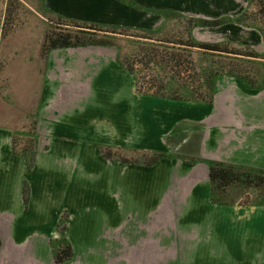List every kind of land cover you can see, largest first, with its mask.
<instances>
[{
	"label": "crops",
	"instance_id": "obj_1",
	"mask_svg": "<svg viewBox=\"0 0 264 264\" xmlns=\"http://www.w3.org/2000/svg\"><path fill=\"white\" fill-rule=\"evenodd\" d=\"M132 1L143 10L117 0L42 5L69 20L146 31L162 27L167 14L220 21L193 28V37L264 56V0ZM250 11L255 23L245 24ZM104 48L52 49L43 58L41 46L32 60L44 61L42 72L33 67L38 88L20 92L26 104L15 117L0 105V264H57L53 244L62 214L73 256L61 264H264V206L212 203L206 163L264 170V87L218 76L212 103L185 109L183 103L194 102L138 94L133 75ZM228 85L236 92L226 101L221 92ZM167 108L181 119H166ZM184 110H191L188 118ZM35 114V160L28 169L12 139ZM183 120L202 124L203 162L162 159L146 167L100 154L102 146L168 152V135Z\"/></svg>",
	"mask_w": 264,
	"mask_h": 264
},
{
	"label": "rangeland",
	"instance_id": "obj_2",
	"mask_svg": "<svg viewBox=\"0 0 264 264\" xmlns=\"http://www.w3.org/2000/svg\"><path fill=\"white\" fill-rule=\"evenodd\" d=\"M42 4V0H0V26L4 24L5 30V35L0 40V105L3 103L13 117L17 115L16 111L24 108L22 105L26 104V101L20 98L22 96L20 92L25 89H32L40 84L32 72L33 67L36 66H38L37 70H39V73L42 72L44 61L36 60L35 62L32 60L40 54L41 42L43 44L47 30L54 29L57 26L56 20L48 16L50 13L44 9ZM140 9L143 10L142 8ZM246 17L244 20L245 24L255 23L254 11H250ZM47 18L51 21H48ZM59 27L65 28L64 26ZM193 28L195 27H191L185 19L170 16L162 27L149 31L150 34L138 28L137 30H125L123 28L124 30H117L115 33L111 32L112 30L107 33L96 31L95 34H92L94 36H89L93 37L96 42L101 43L95 46L109 47L104 48V51L109 49L114 55H117L116 52H118L120 58H123L132 66L134 76L139 79L141 85H144L145 91L153 92L164 83L169 89L175 91L176 96L191 97V88L197 91V94H200L203 90V80H205L201 76L204 75L205 70H211L212 73H218L222 77L232 73L235 76L249 79L257 85L264 84L263 55H259V60H256V58H248L246 56H232L215 52L203 54L197 48L189 46L191 39L217 45H222V43L195 39L193 37ZM68 29L79 33L76 28ZM200 34L202 39L207 37L205 31ZM238 47V45L231 43L226 46L230 51L237 53L242 51L240 50L242 48ZM4 55L5 58L2 60ZM150 60L152 63L149 62ZM146 62H149V64ZM217 79L218 77H216L215 82ZM226 81L224 79L223 84L230 82V80H228V83ZM125 83V80L119 79V84L125 85ZM235 92L233 87L228 85L221 93L222 96L225 95L227 101L234 99ZM235 98H237L236 95ZM222 103L228 104L227 102ZM182 105L183 108L187 109L190 105L195 106V103H183ZM219 106L216 107V111H220ZM171 110L170 108L166 109V119H181L173 118ZM190 112L191 110L187 113L184 110L185 114L182 117L188 118L186 115L190 114ZM216 114L218 115L217 112ZM228 116L230 115L226 117L223 115L222 119H232L231 116L229 118ZM16 118L22 119L19 116ZM211 119H216V117ZM260 119H264V117ZM196 123L190 120L176 123L174 129L168 135L167 145L170 150L165 153L170 156L166 159H179L186 164L199 163L197 160L200 158L198 150L202 139V124ZM22 134V131L17 132L18 136ZM19 139L23 140V138ZM110 151L126 160H145L141 156L142 152L140 151L127 152L120 149L115 151L114 148ZM146 160L150 159L146 158ZM234 197L237 199V194ZM255 199V194L249 193L248 196L243 195L237 201L246 203L254 202ZM259 207L261 206L259 205Z\"/></svg>",
	"mask_w": 264,
	"mask_h": 264
},
{
	"label": "trees",
	"instance_id": "obj_3",
	"mask_svg": "<svg viewBox=\"0 0 264 264\" xmlns=\"http://www.w3.org/2000/svg\"><path fill=\"white\" fill-rule=\"evenodd\" d=\"M123 4H126L134 9L141 10L136 3L132 0H117ZM48 16L53 17L56 20V27L54 29H49L45 33L43 44H42V57L45 58L47 53L52 49H60V48H75V47H84V46H93V45H100V42H96L92 34H95L96 31L99 32H111L115 33V31L124 30L122 27H109L105 25H98L92 23H85V22H78L69 20L66 18H62L57 15L48 14ZM178 17L181 19H185L191 27H213L220 24V21H200L195 20L193 18L184 17L179 14H167L166 17ZM48 21H51L47 18ZM240 20H237V22ZM59 26H64L65 28H60ZM2 27V36L5 35L4 24L1 25ZM68 28H76L79 30V33L70 31ZM137 30V29H129L125 28V30ZM147 34H150L149 31L141 30ZM85 34V35H84ZM87 35V36H86ZM90 35V36H89ZM107 36V35H105ZM105 38V37H103ZM107 39V38H106ZM104 39V40H106ZM102 40V41H104ZM105 42V41H104ZM230 43H222V45L211 44V43H204L198 42L195 40H190V47L197 48L203 54H227L232 56H246L248 58H260L257 53L251 51L250 49L242 48V51H230L226 46ZM235 45V44H234ZM238 50V49H237ZM244 51V52H243ZM116 62L129 74L134 76L133 68L129 65L123 58H120L118 52H116ZM142 63V61H140ZM149 62L152 63L150 60ZM149 62H146L149 64ZM228 75H233L232 73ZM219 74L212 73L211 70H205L204 77L202 84V91L200 94H197V91L190 89L191 97L183 96H176L174 93L175 91L169 89V87L165 86L164 83L160 85V87L156 88L155 91H145L144 85L139 83V79L134 76L136 92L142 95H150L152 97L157 98H164L170 99L175 101H183V102H194V103H201L205 105H209L212 103L213 95H214V82L216 77ZM236 78L246 82L251 88L255 87H264V84L257 85L252 83L249 79H245L239 76H235ZM165 82V81H164ZM164 85V86H163ZM147 90V89H146ZM199 95V96H198ZM30 122L28 126L23 130L24 134L23 137H18L17 133H14L12 139V150L20 155L25 163V166L30 169L34 165L35 160V142L37 139L36 136V114L30 117ZM19 138H23L19 139ZM115 151H119V149L114 148ZM113 148L111 147H100V154L104 159L108 160H115L122 163L128 164H136V165H143L146 167L155 166L160 160L168 158V155L165 152H156V153H149V152H142L141 156L143 157V161L140 160H126L115 154L111 153ZM135 152V151H133ZM149 158L150 160H146ZM185 160V159H184ZM197 161L203 162L201 158ZM209 167V181H210V198L212 203L222 206H233V205H240V206H264V170L253 169V168H246L242 166H234V165H225L217 162H206ZM249 193L255 194V201L254 202H246L240 203L237 201L243 195H247ZM237 194L238 198L235 199V195ZM23 201L24 204H27L28 201V189L24 186L23 189ZM68 216L66 214H62L60 217V222L57 227V236H60L59 239H56L53 244V254H54V261L57 264L64 263L70 260L73 256V251L70 244L64 238V232L66 229Z\"/></svg>",
	"mask_w": 264,
	"mask_h": 264
}]
</instances>
